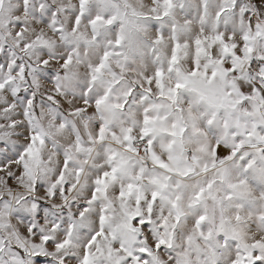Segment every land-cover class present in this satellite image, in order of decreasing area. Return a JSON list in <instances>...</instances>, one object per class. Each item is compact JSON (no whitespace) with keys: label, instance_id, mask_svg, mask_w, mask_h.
Returning a JSON list of instances; mask_svg holds the SVG:
<instances>
[{"label":"snow or ice","instance_id":"6c2138e0","mask_svg":"<svg viewBox=\"0 0 264 264\" xmlns=\"http://www.w3.org/2000/svg\"><path fill=\"white\" fill-rule=\"evenodd\" d=\"M0 264H264V0H0Z\"/></svg>","mask_w":264,"mask_h":264}]
</instances>
